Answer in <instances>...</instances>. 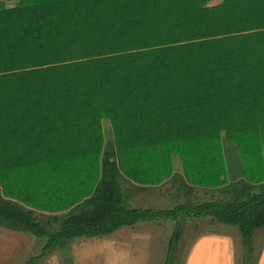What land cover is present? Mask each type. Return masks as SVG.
Returning a JSON list of instances; mask_svg holds the SVG:
<instances>
[{"label": "trees", "instance_id": "obj_1", "mask_svg": "<svg viewBox=\"0 0 264 264\" xmlns=\"http://www.w3.org/2000/svg\"><path fill=\"white\" fill-rule=\"evenodd\" d=\"M212 1L0 0V227L46 239L26 264L161 219L175 221L164 264H176L181 216L237 226L252 262L264 227V0ZM123 182H171L186 200L133 207ZM199 187L224 196L193 200Z\"/></svg>", "mask_w": 264, "mask_h": 264}, {"label": "rangeland", "instance_id": "obj_2", "mask_svg": "<svg viewBox=\"0 0 264 264\" xmlns=\"http://www.w3.org/2000/svg\"><path fill=\"white\" fill-rule=\"evenodd\" d=\"M8 7H13L19 0H5ZM220 0H213L217 3ZM106 136L111 135L110 124L105 122ZM176 161V160H175ZM230 174V173H229ZM238 178V176H236ZM236 178H231L235 182ZM125 191L129 194L127 204L133 207L171 208L179 199L167 187L150 189L147 192H136L134 188L123 182ZM199 191V199H220L224 194L212 197ZM42 217V213H40ZM184 234L180 243L176 264H187L191 251L198 240H205L208 236H229L235 238L238 251L237 264H245L244 248L240 229L237 226L226 225L213 221L210 217L181 216ZM175 227V221L157 220L139 222L135 226L118 229L111 235L101 238H75L65 247L55 249L51 254L42 257L37 264H164L169 236ZM228 232L223 235V232ZM257 231V232H256ZM254 233L255 256L250 264H257L264 254V227ZM45 238L33 234L0 227V264H26L28 259L41 252ZM256 241V242H255ZM215 256L216 264H229L224 246ZM261 253V256H260Z\"/></svg>", "mask_w": 264, "mask_h": 264}, {"label": "crops", "instance_id": "obj_3", "mask_svg": "<svg viewBox=\"0 0 264 264\" xmlns=\"http://www.w3.org/2000/svg\"><path fill=\"white\" fill-rule=\"evenodd\" d=\"M232 161H233V158H232ZM232 161L229 164L230 172H231L230 173L231 178H234V177L236 178V176L240 177V174H241L240 169L235 170V167L233 166ZM175 172L181 173V174L183 173L182 164H181V161L178 157L176 158ZM237 179L238 178H236V180ZM158 187H167L168 190L174 195L175 199H179V201L177 203L182 202L183 200H186V196H185L186 194H182L180 197H177L176 188L174 186H172L171 182H169L165 185H162V186L154 187V188H158ZM154 188H151V189H154ZM200 189H202V191L204 193L207 192V190L199 187L198 189H196L195 196H194V194L191 195L193 200L199 199ZM136 192H139V190ZM144 192H147V191H144ZM207 195L211 196L210 194H207ZM227 233L228 232L224 231L222 234H216V235H223V234H227ZM255 238L256 237L254 234V240H256ZM221 246H224V248H222V249H224L227 257L229 258V264H237L236 257H237L238 251H237L236 246H235V238H231L229 236H226V237L225 236H223V237L222 236H208L205 238V240L196 241V243L193 247V250L191 251V256L188 259L187 264H216L215 256L220 251L221 248H219V247H221ZM263 252H264V250H263ZM260 256H261V253H260ZM257 264H264V254H262L261 258L258 259Z\"/></svg>", "mask_w": 264, "mask_h": 264}]
</instances>
